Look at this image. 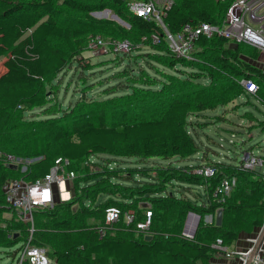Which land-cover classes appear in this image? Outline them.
<instances>
[{"label":"trees","instance_id":"1","mask_svg":"<svg viewBox=\"0 0 264 264\" xmlns=\"http://www.w3.org/2000/svg\"><path fill=\"white\" fill-rule=\"evenodd\" d=\"M56 1L62 7L82 14L95 23V26L104 28L113 25V20L94 19L90 15V12L110 5L120 16H125L126 12L130 27L146 34V37L157 28L154 21L129 14L125 0H0V57H4V69L0 73V137L12 149L0 153L14 156L18 154L17 157L21 158L40 156L24 173L20 172V167L14 169L3 164L0 159V215L15 213L2 199V185L8 178L23 175L28 179L42 177L48 173L57 156L68 158L71 162L69 168L77 175L79 165L88 161L98 167L95 170L84 169L87 171L83 179L86 184L81 186L80 199L89 202L99 193L111 196L94 210L84 207L75 212L74 217H83L74 236L65 231L70 229L71 219L64 216L54 219L59 213L68 211L66 205L69 202L39 210L41 217H47L48 220L54 217L52 225L65 228L57 237L52 252L47 249V254L54 260L52 264H212L213 255L218 254V250L212 246L217 237L230 245L239 237L252 234L262 223L263 172L226 162H215L216 173L206 177L192 172L199 164L170 165L154 169L136 166L129 168L128 174L139 173L148 179H135L134 183L119 184L115 181L106 182L104 178L111 169L101 168L99 161L95 163L90 158L112 154L134 157L144 162L152 155H159L164 159L171 156L181 159L190 157L200 151L189 132L192 115L199 114L206 108L212 109L230 103L239 97L243 89L237 79L244 75H251L259 84L258 96L262 98L260 93H264V71L240 59L241 46L233 48L223 38L203 37L197 41V45L201 47L196 52L199 58L197 61L176 57L166 46L160 45L165 47L162 53L167 56L168 62L165 64L174 67L177 63H182L198 71L188 72L192 74L190 76L187 72L183 75L178 70L180 77H175L174 81L164 79L156 90L149 83L131 86L125 84L130 90L126 93L125 105L114 106L110 118L104 107L97 109L96 117H92L89 111L82 110L80 104L79 113L70 124V130L61 115L56 119H45L42 123L43 120L22 114L40 103L43 89L55 83L57 75L65 71L71 59L81 63L80 58L73 56L78 50L70 41L71 30L63 23L66 16L56 7ZM230 1L173 0L164 23L171 32L178 31L185 24L218 23ZM117 29L123 36L121 40L128 39L132 42L123 26L118 25ZM53 37L64 39L69 50L52 44ZM198 74L206 79L205 82L198 80ZM181 90L184 91L180 92ZM185 90H190L189 95ZM49 93L52 96V91ZM81 102L96 103L84 99ZM137 103L141 104L138 107L140 110L154 109L153 117L130 121V110L138 111ZM17 114H20L19 118L15 119ZM40 124L43 125L42 129H38ZM36 130L44 140L38 151L30 147L34 141L31 131ZM69 131L77 138L69 139ZM151 170L156 171L154 175H150ZM233 176L237 178L236 186L224 202H216L213 197L215 187L223 177ZM124 180L130 178L126 177ZM174 182L182 187L184 184L202 186L206 197L191 200L177 195L168 189L169 184ZM111 206L120 208V217L116 222L105 223L104 211ZM147 208L152 211L149 239L145 238L143 232L134 229L137 221L144 220ZM171 209L175 210V214H169ZM218 209L222 210L220 225L199 221L192 238L182 234L184 219L189 211L211 215L213 218ZM129 210L135 213V220L126 225L124 213ZM89 216H96L101 222L89 226L86 224V217ZM249 217L252 229L243 231L242 225ZM3 222L5 225L0 226V246L11 248L19 241L22 242L21 237L12 236L16 230L27 233L24 223L8 222L5 219ZM33 243L45 244L35 234ZM14 252H10V256Z\"/></svg>","mask_w":264,"mask_h":264},{"label":"rangeland","instance_id":"2","mask_svg":"<svg viewBox=\"0 0 264 264\" xmlns=\"http://www.w3.org/2000/svg\"><path fill=\"white\" fill-rule=\"evenodd\" d=\"M210 1L216 2V0ZM55 5L66 16V20L63 23L70 28V41L75 49L78 50L73 56L76 59L80 58L81 63L74 58L73 61L71 59L65 71L57 75L55 83L43 89L40 103L32 108V110L23 113V116L34 117L35 119L43 120L42 123H44L45 119H56V117L61 115L67 121L66 126L70 130V124L75 119L80 104L83 107L82 110L89 111L92 117H96L97 109L104 107L107 117L110 118L114 106L125 105L124 101L127 100L125 99L126 93L130 91L126 88L125 84L128 83L131 86L132 84L149 83L151 88L156 90L164 79L174 81L175 77H180L178 70L182 71L183 75L187 72V75L190 76L192 74H188V72L193 71L195 73L198 71L196 68L186 66L182 63H177L174 67L165 64L168 62L167 56L162 54L165 51V47L152 45L148 37L145 36L146 34H142L130 27L129 22L126 20L128 17L126 12L124 14L125 16H120L114 11V7L110 5L102 10L90 12L91 17L94 19H110L114 21L113 25L103 28L101 26H95V23L87 20L82 14L62 7L59 1H56ZM112 13L116 14L118 18H115ZM118 25L123 26L128 31V35L133 42H131L134 47L132 51L123 55L122 52L118 54L114 53V51L110 52V48L105 52L98 49V47H92V40L96 36H101L110 45H113L115 41L121 40L123 36L118 33ZM51 43L69 50L68 43L62 38L53 37ZM241 46L247 55L254 54V47L246 44H241ZM3 59L4 57L1 56L0 73L4 69L2 64ZM197 76L199 81H203L201 75L199 76L198 74ZM47 81L49 82V79ZM144 87L147 86L145 85ZM49 91H52V96H50ZM183 91L181 90L180 92ZM185 91H188L187 95H189L190 90ZM260 94L264 99V93ZM262 98L243 95L237 97L230 103L219 105L212 109L206 108L200 111L199 114L192 115L190 118L191 130L189 132L199 146L200 151L190 157L181 159L171 156L168 159H164L159 155H152L146 161L140 162V159L134 157H118L112 154H104L96 158L91 157L90 159L95 163L99 161L98 163H100V167L103 169L114 170L107 171L106 177L104 178L106 182L111 183L115 181L119 184H130L134 183L135 179L141 181L148 179L143 174H128L130 172L128 169L136 166H148L154 169L155 167L163 168L169 167L170 165H194L199 161L237 164L245 151H252L253 154L264 157V100ZM83 99L90 102L96 101V103H82L81 101ZM140 105V103H137L138 111L134 109L130 110V121L153 117L154 109L140 110L138 108ZM19 115L17 114L15 119H18ZM42 126L40 124L38 129H42ZM31 132L33 133L31 138H34V141L30 144V147L34 151H38L44 143L43 136L37 130ZM68 138L76 139L77 136L69 131ZM11 150L5 144L3 137H0V152ZM15 155L19 156L18 154ZM109 163L111 164L109 165ZM97 167L98 165H93L88 161L81 163L76 177L65 183V187L69 190V197L56 198V204H68L69 202L66 205L68 211L64 214L59 213L58 216L55 218L52 217V219L54 218L56 220L61 216L71 219L70 229L67 230L68 228L65 229L63 226L55 227L51 224L52 219L48 220L47 217H41V213L36 211L33 213L34 223L24 224L27 228V233L16 230L15 232L17 233H14L12 236L21 237L22 242L19 241L11 248H5L3 245L0 246V264H15L19 255V252L15 255L18 248L22 243L27 242L28 239H30V243H33L34 234L44 240L45 244L41 245L50 252H52L57 237L64 229L66 234L70 236L76 235L83 215L80 218H76L74 217L75 212L84 207L89 210H94L101 206L107 197L111 196L107 193H99L95 197H92L89 202L80 199L81 194L79 191L81 190V186L86 184L83 179L87 171H84V169L95 170ZM155 172V170H151L150 173L152 174L150 175H154ZM126 177H129L130 180H124ZM183 186L174 182L173 184H169L168 189L177 195L188 197L191 200H202V198L206 197L202 186H187L185 184ZM169 214H175V210L171 209ZM2 219L8 222L18 221L17 215L15 213L12 215L10 212L0 215V226L5 225ZM186 219H189V222L196 221L197 224L199 221L207 224H213L215 222V216L212 218L206 214L199 215L198 217L194 215L188 216L186 214L184 220ZM95 222L99 224L101 219L96 216L86 217L87 225L92 226ZM32 226L33 231H31ZM242 229L243 231L252 229L250 217L243 223ZM191 230L187 223L185 233L190 234ZM12 251H15L14 255L10 256V252ZM215 256L216 254L213 255L212 259ZM22 264H27V262L23 261Z\"/></svg>","mask_w":264,"mask_h":264},{"label":"built area","instance_id":"3","mask_svg":"<svg viewBox=\"0 0 264 264\" xmlns=\"http://www.w3.org/2000/svg\"><path fill=\"white\" fill-rule=\"evenodd\" d=\"M172 3L173 0H125V7L129 14L142 17L148 21H154L157 28L148 36L150 43L155 46H166L168 51L176 57L186 61H197L199 58L196 52L201 49L197 45V41L203 37L207 39L218 37L225 39L228 45L233 48H238L241 44L254 47V54L247 55L242 49L239 57L264 71V0H231L218 23L185 24L176 32L169 31L164 23V17ZM112 15L116 14L112 13ZM91 45L105 52L110 48V52L114 51L116 54L122 52L123 55L134 48L128 39L115 41L113 45H110L101 36H96L92 40ZM205 80L203 77L202 82H205ZM237 82L243 89L240 96L252 95L259 97L260 86L251 75H244L237 79ZM39 158L40 156L24 159L0 153V159H2L3 164L14 169L20 167L19 170L21 172L22 169L23 173L28 170L29 165ZM237 164L244 169L262 171L264 157L253 154L252 151H245ZM70 165L71 162L68 158L57 156L48 173L42 177L28 179L23 175L17 178H8L2 185L3 202L13 208L19 222L33 224L34 212L52 208L56 204V198H63L66 194L69 197V190L65 187V183L76 177V172L69 168ZM192 172L206 177L214 175L216 170L213 162H204L195 167ZM236 183L237 178L235 176L223 177L213 191L214 200L218 203L224 202L236 186ZM120 214L121 210L119 207H108L104 211V222H116ZM144 217V220L135 223L134 229L143 232L145 236L151 235L152 211L150 208L145 209ZM124 218L125 224L129 225L135 220V213L129 210L124 213ZM187 223L189 229H192L191 232L196 229V221L189 222L188 219ZM31 231H33V226ZM190 234L185 233L183 235L187 238H192ZM239 239L237 240L238 242L227 245L222 238L217 237L212 244L218 250V254L215 257H222L228 264H264V214L262 223L257 229L252 234L244 236L242 239L243 244H239ZM31 243L30 239H28L27 242L20 245L15 254L17 255L19 252L15 264H22L23 261H26L27 264L54 263L44 246Z\"/></svg>","mask_w":264,"mask_h":264},{"label":"water","instance_id":"4","mask_svg":"<svg viewBox=\"0 0 264 264\" xmlns=\"http://www.w3.org/2000/svg\"><path fill=\"white\" fill-rule=\"evenodd\" d=\"M114 17L117 18L116 15H114ZM64 198H68V195L66 194ZM187 215H188V216H192V215H194V216H196V217L199 216V215L196 214L195 212H191V211H189V212L187 213ZM210 217H212V216L210 215ZM186 218H187V217H186ZM221 220H222V210H221V209H218V210L216 211V214H215V224H216V225H220V224H221ZM186 222H187V219L185 220V224H184V227H183V234H185V231H186ZM196 225H197V222L195 223V226H196ZM194 232H195V229L191 232L190 237H193V236H194ZM150 237H151V235H146V236H145L146 239H149Z\"/></svg>","mask_w":264,"mask_h":264},{"label":"crops","instance_id":"5","mask_svg":"<svg viewBox=\"0 0 264 264\" xmlns=\"http://www.w3.org/2000/svg\"><path fill=\"white\" fill-rule=\"evenodd\" d=\"M204 163L203 161H199L198 163L194 164V165H200ZM188 165H191V164H188ZM261 172H264V170L262 169ZM245 236V235H244ZM244 236H241L240 239H239V244H243V241L242 239L244 238ZM238 242V241H237ZM217 261V262H216ZM212 264H228L226 260H224L222 257L220 256H217L214 258V260L211 261Z\"/></svg>","mask_w":264,"mask_h":264}]
</instances>
